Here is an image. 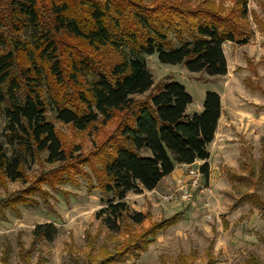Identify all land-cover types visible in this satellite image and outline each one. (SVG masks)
Listing matches in <instances>:
<instances>
[{
    "label": "trees",
    "instance_id": "obj_1",
    "mask_svg": "<svg viewBox=\"0 0 264 264\" xmlns=\"http://www.w3.org/2000/svg\"><path fill=\"white\" fill-rule=\"evenodd\" d=\"M150 1L11 0L4 7L0 0V103L7 105L5 140L14 150L9 154L0 140L1 177L26 181V156L43 152H47V162H59L50 172L52 179L47 178L50 184L76 182L79 174L91 179L84 168L90 166L107 196L98 216L112 232L119 231L125 219L140 224L148 218L130 209L129 192L153 190L176 165L196 160L205 161L200 170L209 176L208 146L222 115L221 95L212 90L205 94L203 111L189 114L187 107L193 98L186 87L178 81L156 85L144 54L158 52L163 63L185 62L191 72L224 75L228 72L224 42L244 44L254 35L248 25L247 0H236L229 11L225 0H201L196 6L177 0ZM26 25L35 28L32 40L13 36L14 30ZM171 32L177 44L169 37ZM61 34L84 39L94 48L108 46L118 58L112 64L95 56L87 59V52L64 43ZM67 51L70 57L64 59ZM148 91L144 99L135 97ZM50 102L56 118L78 130L87 129L100 117L107 122L120 114L117 146L100 158L102 169L96 164L99 159L74 156L63 145L47 117ZM39 191L32 186L0 199V208L36 203L32 196ZM249 196L264 219V199L255 193ZM182 217L179 212L139 232L130 231L125 244L100 264L123 262L128 255L140 257L161 232ZM55 236L54 224L44 223L34 228L29 247L18 239L21 264H31L37 245ZM0 264H10L7 249ZM36 264H43L42 257ZM246 264L260 262L252 255Z\"/></svg>",
    "mask_w": 264,
    "mask_h": 264
},
{
    "label": "rangeland",
    "instance_id": "obj_2",
    "mask_svg": "<svg viewBox=\"0 0 264 264\" xmlns=\"http://www.w3.org/2000/svg\"><path fill=\"white\" fill-rule=\"evenodd\" d=\"M177 1L196 6L201 0ZM3 2L4 7L11 4V0ZM235 3L236 0H225L224 5L229 11ZM40 5L42 7V1ZM43 5L47 10L49 5L46 2ZM247 9L248 25L254 35L244 44L224 42L228 70L224 75L191 72L185 62L163 63L158 52L144 54L156 85L178 81L186 87L193 98L188 105L189 114L203 111L207 91L221 95L225 117L218 136L215 133L213 163L216 167L212 176L202 175L192 198H181L180 191L176 190L180 180L163 192L160 189L131 191L127 195L130 209L148 218L140 224L128 223L125 219L121 229L112 232L98 216L106 206L107 196L103 195L90 166L84 168L91 179L79 174L76 182L61 180L50 184L48 179L53 177L50 172L57 169L59 162H47V152L37 157L28 154L26 181H13L0 174V199L32 186L40 188L39 193L32 196L36 203L18 204L14 208L4 204L3 209L0 208V260L7 249L9 263L21 264L18 239L29 247L34 228L38 224L52 223L56 227L54 240H42L37 245L31 264H36L39 257L43 264H100L125 244L130 231L139 232L154 222L183 212L182 219L161 232L140 257L128 255L123 262L110 264H246L252 255L264 264V219L249 196L255 193L264 199V0H247ZM39 28L42 33V26ZM34 31L33 25H26L22 30H14L13 36L32 40ZM61 37L64 43L87 52V59L95 56L103 63L112 64L118 58V53L108 46L94 48L84 39L65 34ZM169 37L177 44L174 32L169 33ZM69 57V51L65 52L64 59ZM149 93L135 97L144 99ZM46 97L49 98L48 93ZM47 117L54 123L63 145L74 156L91 157L94 162L99 159L96 164L100 169L104 165L100 158L109 156L117 146L120 114L107 122L100 117L87 129L78 130L58 120L50 102ZM7 122V105L0 103V140L12 154L13 147L5 140ZM219 149H226L225 157L218 153ZM94 153L99 156L93 157ZM200 167L197 164L193 168ZM186 174L182 179H187Z\"/></svg>",
    "mask_w": 264,
    "mask_h": 264
},
{
    "label": "crops",
    "instance_id": "obj_3",
    "mask_svg": "<svg viewBox=\"0 0 264 264\" xmlns=\"http://www.w3.org/2000/svg\"><path fill=\"white\" fill-rule=\"evenodd\" d=\"M187 111H188V107H187ZM223 117H225V113H224V110L222 108V115H221V118H220V121H219V124H218V128H217V132H216V136H218V133H219V128H220V125H221V120L223 119ZM225 143V142H224ZM215 144H217V140L216 138H214V141L212 143L209 144L208 146V149L210 151V158L208 159V162L210 164V175L212 176V173H213V168L216 167V164L213 163V153L215 151L214 149V146H216ZM220 151H218L219 154L223 155L225 157V154H226V149H219ZM205 161L204 160H196L194 163L192 164H178L176 165V168L174 169V171L165 176L161 181L160 183L158 184V186L153 189V190H148V191H157L158 189H160L162 192L163 191H166L167 188L173 183V184H176L175 182H178L179 180H183V175L185 173H187L188 169L191 168V167H194L196 166L197 164H200L202 165ZM185 178V177H184ZM144 190H147V189H144Z\"/></svg>",
    "mask_w": 264,
    "mask_h": 264
},
{
    "label": "built area",
    "instance_id": "obj_4",
    "mask_svg": "<svg viewBox=\"0 0 264 264\" xmlns=\"http://www.w3.org/2000/svg\"><path fill=\"white\" fill-rule=\"evenodd\" d=\"M203 173L200 169H195L193 167L189 168L186 174L187 179L180 180L177 185L176 190L180 191L181 198L183 200H190L193 196V192L196 191L201 182Z\"/></svg>",
    "mask_w": 264,
    "mask_h": 264
}]
</instances>
